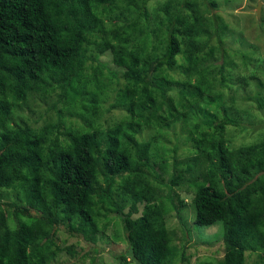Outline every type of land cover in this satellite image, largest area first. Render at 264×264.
<instances>
[{"label": "trees", "instance_id": "16d2710c", "mask_svg": "<svg viewBox=\"0 0 264 264\" xmlns=\"http://www.w3.org/2000/svg\"><path fill=\"white\" fill-rule=\"evenodd\" d=\"M150 1L0 0V264H57L61 252L65 264H103L98 241L118 220L119 264H173L161 185L188 191L185 172L199 178L195 223L223 227L218 264L264 259V141H228V126H244L216 84L227 76L216 2ZM115 108L124 116L102 125ZM179 123L188 156L171 158L185 172L165 181ZM137 211L155 226L129 229Z\"/></svg>", "mask_w": 264, "mask_h": 264}, {"label": "rangeland", "instance_id": "374dc122", "mask_svg": "<svg viewBox=\"0 0 264 264\" xmlns=\"http://www.w3.org/2000/svg\"><path fill=\"white\" fill-rule=\"evenodd\" d=\"M214 1L216 6L210 8V12L216 13L220 18L219 22L224 25L223 29H219L222 33L223 46L219 47L217 51L216 65L223 63L226 67L224 72L227 75L223 84L217 80L216 84L219 88L223 87L224 97L228 104H231L238 122L244 126L243 128L241 126H228V141L233 146L264 141V1L261 4L259 14L256 11L259 0ZM149 3L151 9L153 4L158 6L157 1L151 0ZM98 59L106 65L107 70L117 71V67L113 65L111 56L108 53L100 55ZM117 75L121 76V72L117 71ZM216 76L218 79L220 78L219 74ZM119 80L122 84L123 80ZM110 93L109 101L102 105L104 109L108 108L109 104L114 101L115 91ZM49 105V103H42L39 110H37V114L32 117L38 120L39 115L41 117V113L45 114L46 107ZM52 114H54V110L50 109L49 115ZM124 114L122 108L104 111L99 121L102 125L113 124ZM182 127L181 123L176 124L173 130L169 132V140H166L167 146L165 147L168 149L166 155L170 159L169 169L164 175L165 181L180 169L182 170L180 172H185L184 166L181 163L174 165V159L171 158L174 154V148H177L176 154L180 161L188 156V146L183 143L186 127H184L185 130ZM141 138L146 139L144 135ZM176 143H179L180 146H173ZM186 178L190 182L188 191L186 185H171V188L165 186L166 184L161 185L162 199L168 207V212L162 215V220L166 223L173 238L172 243L176 245L178 250V255L173 264H218V260L224 254L221 239L223 227L221 224L202 226L195 223L192 204L195 187L192 182L194 180L199 181V178H193L190 173L185 172L183 180L186 181ZM168 195L173 197V202L172 197L166 200ZM173 203L179 208H173ZM141 207L142 205H140ZM127 210L126 208L125 211ZM178 210H180L179 213ZM142 212L137 211L129 217V229L155 226L153 220L152 223H144ZM185 230L187 234L184 237ZM115 231L119 234L120 239L118 240L109 237L110 235L113 236ZM60 237L63 238L65 235L61 234ZM124 237V230L118 220L115 229L105 232L102 239L98 241V246L101 248L100 263L119 264L118 256L127 253V242ZM73 241H75V238H73ZM80 242V245L84 243L81 242V244ZM181 253H183V259H181ZM246 254L247 264H264V259L261 258L260 253L247 252ZM68 260L69 255L61 252L57 264H65ZM132 264L135 263L132 262Z\"/></svg>", "mask_w": 264, "mask_h": 264}, {"label": "water", "instance_id": "95a60500", "mask_svg": "<svg viewBox=\"0 0 264 264\" xmlns=\"http://www.w3.org/2000/svg\"><path fill=\"white\" fill-rule=\"evenodd\" d=\"M263 1H264V0H259V1L257 2V6H256L257 14H259V12H260L261 4H263Z\"/></svg>", "mask_w": 264, "mask_h": 264}]
</instances>
